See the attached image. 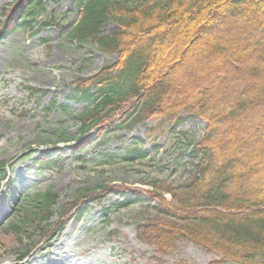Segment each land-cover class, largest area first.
I'll list each match as a JSON object with an SVG mask.
<instances>
[{"label":"trees","instance_id":"1","mask_svg":"<svg viewBox=\"0 0 264 264\" xmlns=\"http://www.w3.org/2000/svg\"><path fill=\"white\" fill-rule=\"evenodd\" d=\"M43 1L11 3L0 19V35L19 26L33 29ZM79 7L69 35L91 39L118 60L75 80V96L91 105L75 115L80 135L73 149L153 117H202L207 127L193 146V177L179 185L162 180L146 191L158 212L137 227L138 237L160 254L186 240L220 256L208 264H264V0H79ZM113 22L119 29L105 32ZM9 168L0 162V180L8 178ZM13 184L10 178L8 199ZM140 192L109 183L56 209L59 195L49 188L26 196V220L12 229L29 222L41 237L34 250L47 248L90 201L120 193L126 208ZM55 214L58 220L50 223Z\"/></svg>","mask_w":264,"mask_h":264},{"label":"rangeland","instance_id":"2","mask_svg":"<svg viewBox=\"0 0 264 264\" xmlns=\"http://www.w3.org/2000/svg\"><path fill=\"white\" fill-rule=\"evenodd\" d=\"M11 3L15 0H0V19ZM80 16L79 0H44L33 29L19 26L0 35V162L10 163L14 180L9 199L8 180H0V264H208L218 259L186 240L160 254L137 234V227L158 212L146 191L162 180L179 185L193 177V146L205 134V119L185 112L153 117L73 149L80 135L75 115L91 105L75 96V80L118 60L91 39L69 35ZM118 29L114 22L104 26L105 32ZM30 87L44 92L33 94ZM109 183L141 192L126 208L120 206L125 197L120 193L90 201L68 220L48 250H34L41 237L29 222L19 231L12 229V223L26 220L25 209L31 206L27 195L54 188L59 209L78 193ZM57 220L55 214L49 222ZM31 250L18 262L21 253Z\"/></svg>","mask_w":264,"mask_h":264},{"label":"bare ground","instance_id":"3","mask_svg":"<svg viewBox=\"0 0 264 264\" xmlns=\"http://www.w3.org/2000/svg\"><path fill=\"white\" fill-rule=\"evenodd\" d=\"M58 243V245H60V241L59 242H57Z\"/></svg>","mask_w":264,"mask_h":264}]
</instances>
